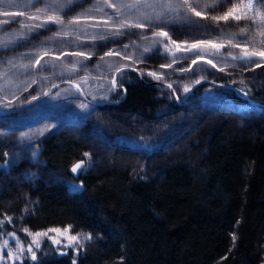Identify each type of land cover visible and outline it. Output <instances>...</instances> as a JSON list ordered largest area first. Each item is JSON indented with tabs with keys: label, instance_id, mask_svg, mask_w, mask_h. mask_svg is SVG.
Returning <instances> with one entry per match:
<instances>
[{
	"label": "trees",
	"instance_id": "16d2710c",
	"mask_svg": "<svg viewBox=\"0 0 264 264\" xmlns=\"http://www.w3.org/2000/svg\"><path fill=\"white\" fill-rule=\"evenodd\" d=\"M242 1L189 0L200 16L184 6V0H34V7L0 9V23L10 15V23L20 20L0 30V70L7 80H21L19 104L33 101L36 87L25 83L31 76L24 78V70L34 69L37 56L74 53L80 56L77 61L90 56L87 62L94 65L101 56L125 55L126 50L145 81L162 83L147 85L133 71L120 73L116 83L125 90L117 89L111 100L122 101L97 107L117 124H125L120 117L125 112L151 117L161 93L168 98L164 104L179 111L183 106L176 97L202 78L219 83L213 86L232 98L229 105L216 108L209 102L189 107L178 139L188 137L194 154L183 150L173 156L170 136L148 156L147 148L140 151L131 141L119 142L116 134L100 131L93 115L57 119L37 143L38 159L57 178L10 180L15 166L16 172L5 174L8 188L0 185V203L5 197L21 205L25 196L34 207L21 217L24 226L33 231L70 226L74 232L87 231L91 239L79 255L60 252L46 241L35 260L28 257L22 264H264V108L237 94L264 104V57L240 58L246 51H264V23L252 10L247 12L252 19H212ZM51 16L62 23L49 21ZM141 24L144 27L135 26ZM245 28L248 31L241 33ZM183 34L195 38L182 39ZM144 38L147 42L135 47ZM203 57L216 69L199 66ZM157 65L160 79L149 74ZM208 85H199L191 99ZM63 86L80 94L73 85ZM242 104L252 107L244 109ZM88 153L94 162L86 168ZM137 153L158 164L157 171L132 169L126 159ZM196 160V167L188 165ZM81 161L82 167L73 172ZM71 179L80 189L68 185Z\"/></svg>",
	"mask_w": 264,
	"mask_h": 264
},
{
	"label": "rangeland",
	"instance_id": "374dc122",
	"mask_svg": "<svg viewBox=\"0 0 264 264\" xmlns=\"http://www.w3.org/2000/svg\"><path fill=\"white\" fill-rule=\"evenodd\" d=\"M249 2L253 4V8L247 9V12H250V10L261 12L260 9L263 7L262 3H264L263 0H243L238 5V8ZM21 3L22 4L17 3L16 0H0V9L1 11L4 9L21 10L28 8L31 4L34 7V0L30 2L23 0ZM10 18L11 15L0 23V30L10 27L9 24L15 25L20 23L18 18L16 21L10 23L11 21H8ZM168 21L169 23H173L170 19H168ZM168 21H164L163 23L167 24ZM22 27L28 28V26ZM22 27L13 30L22 31ZM3 35L5 36L4 32ZM179 36H181L182 39L187 40L195 38L193 35L186 34ZM1 40L3 39L0 38V41ZM143 41L147 42L144 38L141 41H137L138 43L135 44V47L142 46L144 44ZM151 43L153 46L156 45L155 41H152ZM131 47L132 46L127 48L131 49ZM126 51L127 52L123 53L125 55L107 54L101 56L94 65H89L87 62L91 59L90 56L77 61L80 56H75L74 53H70L69 56H35L39 63H37V61L35 62L36 68L34 67L32 71L24 70V78H27L28 74L31 77L30 79H27L26 82V79H24L23 82L28 83L31 81L30 84L35 85L36 89H33L32 96H30L34 97L32 100L39 98L54 85L64 81H72L79 84L85 95L95 101L111 100L115 92L118 91L117 89L124 90L125 88L117 83L116 87L120 88H116L113 85V78L116 71L121 67H135L132 64L130 56H127L128 54L131 55V53L128 50ZM131 52L134 57L137 55L135 52ZM209 61H211V63H209ZM199 66L202 68L206 66L207 68L216 69L215 63L204 57L199 60ZM159 68L160 66L157 65V68L152 69L153 71H150V73H158ZM1 71L2 70H0V109H11L22 105V103H18V100L21 97L16 100L17 97L21 95H16L19 93L18 91L20 88L18 87L20 86L21 80L15 82H12L10 79L7 80V73ZM262 75H264V73ZM120 83H122V80ZM191 86L192 85H190V87ZM190 87H188V89ZM186 92L187 91L181 93L178 97L183 100ZM191 95L184 103H181L183 108L177 111L171 106H166V104H164V102L166 103V101H168V98L161 93L156 98L157 106L155 110L151 112V117L136 114L135 112H125L126 114L123 112L124 114L120 116L121 118L126 119L123 122L125 123L123 125L117 124L115 118L111 119L107 117L104 114L105 110L97 108L101 105L96 106L88 103L80 94H77L75 90L66 86L58 88L47 97L18 112L8 114L0 113V175L3 177L1 180H4L0 181V185L4 184L5 189H7L8 186L6 185V181L13 178L15 179V177L16 179L17 177L19 178V182L28 180L34 182L42 179L46 181L47 179L53 180L57 178V176L47 168L44 162L38 159L39 149L37 148V143L43 134L55 125L54 122H58L57 119L66 115H81L83 117L85 115H93L94 120H97V128L100 131L103 130L105 133L107 132L112 136L116 134L119 142L131 141L133 144L137 145L140 151L147 148L148 156H152L154 152L156 153V149L154 148L159 145L158 143L161 140L169 139L170 136L172 137L169 139L170 142L168 144H171L170 148L173 149V156H176V154L183 150L194 154L192 150L193 143L188 141V137L183 140L178 139L183 135L181 133L184 130L183 127L187 120L186 116L189 111H192L189 107L209 102L216 108L222 105H229V103H232V98L222 90H219L217 86H213V84L208 85L205 90H202L201 93L197 95V99H191L193 98ZM241 107L244 109H250L252 106L249 104H242ZM256 107L264 108L262 106ZM187 108L189 109L187 110ZM112 114L114 115V113ZM176 131L177 133H175ZM95 138L97 139L98 137L94 136V139ZM104 146L107 149L108 146L105 144ZM152 151L154 152L152 153ZM96 156L97 159H99V153H97ZM128 157L129 158L126 160L131 162V168L136 170L137 173L140 171L145 174L154 173L159 167L154 161H151L144 156L141 157L138 153L134 156L129 155ZM120 161L122 162V160ZM29 162L34 164L37 163L36 167H31ZM85 162L84 166L86 168L93 165L94 158L91 153L87 154ZM198 162L199 160H196L195 163L191 161V163L188 162V165L193 168L197 166ZM15 166L17 172L15 171ZM13 170L16 173H13V176L6 179L5 174H11L10 171L14 172ZM67 183L72 189H80L81 187L80 183L73 179L69 180ZM1 203L0 264H22L25 258H32V254L40 250L46 241L54 243L60 252L73 251L74 255H79L84 251L86 244L90 240L84 239L85 236H90L87 231L74 232L71 227L66 235H60L57 232L51 231L52 229H60L63 231L64 229L69 228V226L51 227L39 231H33L24 226L21 222V217L30 214L34 207L33 200L31 201L25 198V196L22 199V204H25L24 207H22V204L19 205L18 203H15L13 199L10 200L5 197L3 203ZM37 233H47V235L37 236L35 235ZM69 235H79V242L70 243L67 239V236ZM57 240L60 241V243H55ZM5 242H7V244Z\"/></svg>",
	"mask_w": 264,
	"mask_h": 264
},
{
	"label": "snow or ice",
	"instance_id": "6c2138e0",
	"mask_svg": "<svg viewBox=\"0 0 264 264\" xmlns=\"http://www.w3.org/2000/svg\"><path fill=\"white\" fill-rule=\"evenodd\" d=\"M219 2H220V0H217V3H219ZM110 6L111 7H115V5H110ZM134 6L135 5H132V7H134ZM184 6H186L189 10H191L196 16H200L201 15L200 12L196 11L195 7H193L192 3H190L189 0H184ZM212 6H214V5H206V7H212ZM252 8H253V4L251 2H249V3L243 5L242 7H239V8L237 6H233V8H230L223 16H218V17L214 16V17H212V19L213 20H225V21H227L230 17L235 19V20H237V21H239L241 19H252V17H249L247 15V11H246L247 9H252ZM40 11H42V10L41 9H37V12H40ZM238 11L241 12V14L237 15L236 13ZM5 15H8V14L6 13ZM256 15L259 17L260 21L262 23H264V13L257 12ZM36 18H38V17H36ZM48 20L49 21H53L55 23H62L61 19H59L58 17H54V16L48 17ZM5 22H7V21H5ZM70 22H75V21H70ZM124 26H126V25H121V27H124ZM135 26L144 27V25H142V24L141 25H135ZM240 31H241V33H245V32L248 31V29L245 28V29H241ZM57 35H59V33ZM158 35H162V36H165V37L168 36L167 33H159ZM260 35L264 36V32H261ZM236 46H238V45H236ZM193 47L195 48L196 46L194 45ZM79 55H84V54L80 53ZM257 55H259L261 57H264V51H261V52H247L246 51L244 53L243 57H240V58L241 59L252 60V57L257 56ZM37 63H39V61H37ZM193 63L195 64L196 61H193ZM209 63H211V61H209ZM162 67H171V65H162ZM221 70H223V69H221ZM149 74L152 75V76H155L157 79L161 78L159 75H157V73H149ZM198 82L199 81H197V83ZM169 87H171V85H169ZM187 90L188 89L185 88V91H187ZM82 107H83V105H82ZM82 164H83V161H81V163L76 164L72 168V171L76 172L78 169H80L82 167ZM69 230H70V226H69V228H66L63 231H61L60 229H52L51 231L57 232L60 235H66L69 232ZM25 231H27V230H25ZM35 235H37V236H39V235H47V233H37ZM67 239L69 240L70 243H72V242H77L78 243L80 237H79V235H75V236L69 235V236H67ZM84 239H86V240L87 239H91V237L90 236H85ZM233 239H235V236H233ZM5 243L7 244V242H5ZM55 243H60V241L57 240V241H55ZM32 259L33 260L36 259L35 253L32 254Z\"/></svg>",
	"mask_w": 264,
	"mask_h": 264
},
{
	"label": "water",
	"instance_id": "95a60500",
	"mask_svg": "<svg viewBox=\"0 0 264 264\" xmlns=\"http://www.w3.org/2000/svg\"><path fill=\"white\" fill-rule=\"evenodd\" d=\"M125 71H126V72H127V71H133V72H135V73L139 76L140 80H141L142 82H144L145 84H147V85H156V84H161V83H162V82L159 81V80H155V81H152V82H147V81L144 80L142 74H141V73L139 72V70H137L136 68H132V67H121V68H119V69L116 71V73H115V75H114V78H113V85H114L115 87H116V80H117V77L119 76L120 73L125 72ZM198 81H199L198 83L195 82V83H194V84H193V85L187 90V92H186V94H185L183 100H181L178 96L176 97V100L178 101L179 104L184 103V102L188 99V97L194 92V90H195L199 85H201V84H203V83H211V84L219 85V86H220L219 83L214 82V81H212V80H208V79H202V80H198ZM64 84H72V85H74V86L79 90V93H80L81 97H82L83 99H85L88 103L92 104V105L100 106V105H104V104H118V103H120V102L122 101V100L92 101V100H90V99L85 95L83 89L81 88V86H80L79 84H77V83H75V82H72V81H64V82H60V83H57L56 85H54L52 88H50V90H48L44 95L40 96L39 98H37V99H35V100H33V101H30V102H26V103H24V104H22V105H20V106H18V107H15V108H11V109H0V113H2V114H8V113H12V112H18V111H20V110H22V109H24V108H27V107L31 106L32 104L38 102L39 100H41V99L47 97L48 95H50L51 93H53L55 90H57L60 86H62V85H64ZM165 85L167 86L168 89H170L172 92H174L173 87H172V86L169 87L170 84H166V83H165ZM225 87H227V86H225ZM116 88H120V87H116ZM123 88H124V87H123ZM124 90H125V88H124ZM237 93H238V92H237ZM126 94H127V92H126ZM126 94H125L124 97H126ZM238 95H239L241 98H243V99H247V100H249L252 104H254V105H256V106H262V107H264V104L259 103V102H256V101H254L253 99H250V98H249L248 96H246V95H242V94H240V93H238Z\"/></svg>",
	"mask_w": 264,
	"mask_h": 264
},
{
	"label": "bare ground",
	"instance_id": "6f19581e",
	"mask_svg": "<svg viewBox=\"0 0 264 264\" xmlns=\"http://www.w3.org/2000/svg\"><path fill=\"white\" fill-rule=\"evenodd\" d=\"M202 79H207V78H202ZM202 79H200V80H202ZM208 80H210V79H208ZM215 82V81H214ZM209 84H211V83H209ZM70 85H72V84H70ZM214 85V84H213ZM74 86V85H73ZM79 91V90H78ZM238 92V91H237ZM238 94V93H237ZM245 100H247V99H245ZM249 101V100H248Z\"/></svg>",
	"mask_w": 264,
	"mask_h": 264
}]
</instances>
